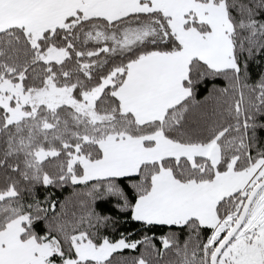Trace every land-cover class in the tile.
<instances>
[{
  "label": "snow or ice",
  "instance_id": "6c2138e0",
  "mask_svg": "<svg viewBox=\"0 0 264 264\" xmlns=\"http://www.w3.org/2000/svg\"><path fill=\"white\" fill-rule=\"evenodd\" d=\"M0 264H264V0H0Z\"/></svg>",
  "mask_w": 264,
  "mask_h": 264
}]
</instances>
